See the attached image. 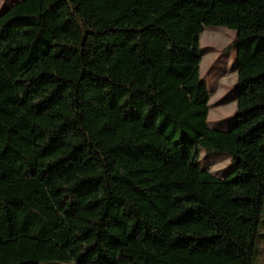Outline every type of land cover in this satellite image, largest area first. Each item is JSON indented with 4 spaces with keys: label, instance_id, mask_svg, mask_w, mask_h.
Segmentation results:
<instances>
[{
    "label": "trees",
    "instance_id": "obj_1",
    "mask_svg": "<svg viewBox=\"0 0 264 264\" xmlns=\"http://www.w3.org/2000/svg\"><path fill=\"white\" fill-rule=\"evenodd\" d=\"M205 27L235 31L225 129L208 125ZM263 212L264 0L0 11V264H259Z\"/></svg>",
    "mask_w": 264,
    "mask_h": 264
},
{
    "label": "rangeland",
    "instance_id": "obj_2",
    "mask_svg": "<svg viewBox=\"0 0 264 264\" xmlns=\"http://www.w3.org/2000/svg\"><path fill=\"white\" fill-rule=\"evenodd\" d=\"M234 36L235 31L226 27H205L199 36L201 51L199 74L204 80L209 94L207 119L210 128L225 129L234 123L235 49L229 53L224 52ZM198 160L201 168L217 176L228 175L234 168L233 163L225 154L207 155L200 151ZM262 220L258 243L264 239L262 234L264 231V212ZM262 246L263 251L259 255V264H264V240Z\"/></svg>",
    "mask_w": 264,
    "mask_h": 264
},
{
    "label": "crops",
    "instance_id": "obj_3",
    "mask_svg": "<svg viewBox=\"0 0 264 264\" xmlns=\"http://www.w3.org/2000/svg\"><path fill=\"white\" fill-rule=\"evenodd\" d=\"M18 0H0V11Z\"/></svg>",
    "mask_w": 264,
    "mask_h": 264
}]
</instances>
